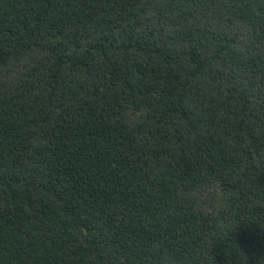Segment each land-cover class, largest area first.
Segmentation results:
<instances>
[{"label":"trees","instance_id":"1","mask_svg":"<svg viewBox=\"0 0 264 264\" xmlns=\"http://www.w3.org/2000/svg\"><path fill=\"white\" fill-rule=\"evenodd\" d=\"M0 264H264V0H0Z\"/></svg>","mask_w":264,"mask_h":264}]
</instances>
